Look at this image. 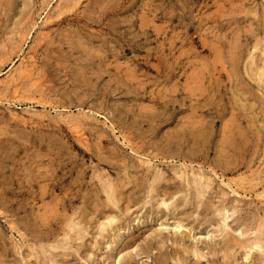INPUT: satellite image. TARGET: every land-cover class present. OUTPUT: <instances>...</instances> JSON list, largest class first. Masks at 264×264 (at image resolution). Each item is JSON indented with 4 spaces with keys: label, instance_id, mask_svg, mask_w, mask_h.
<instances>
[{
    "label": "rangeland",
    "instance_id": "obj_1",
    "mask_svg": "<svg viewBox=\"0 0 264 264\" xmlns=\"http://www.w3.org/2000/svg\"><path fill=\"white\" fill-rule=\"evenodd\" d=\"M263 32L264 0H0V264H264Z\"/></svg>",
    "mask_w": 264,
    "mask_h": 264
},
{
    "label": "bare ground",
    "instance_id": "obj_2",
    "mask_svg": "<svg viewBox=\"0 0 264 264\" xmlns=\"http://www.w3.org/2000/svg\"><path fill=\"white\" fill-rule=\"evenodd\" d=\"M261 24H262V22H261ZM262 28V27H261ZM264 33V32H263ZM264 35V34H263ZM261 50V49H260ZM255 52V51H254ZM253 52V53H254ZM251 53V52H250ZM239 54V53H238ZM252 54V53H251ZM259 54V53H258ZM262 54H264L263 52H262ZM240 55V54H239ZM222 56V55H221ZM251 57H252V55H251ZM211 58V57H210ZM254 59V58H253ZM238 60V59H237ZM251 61V60H250ZM230 62V61H229ZM236 62V61H235ZM257 62V61H256ZM256 64V63H255ZM257 65V64H256ZM244 67V66H243ZM248 67V66H247ZM254 67V66H253ZM260 67V66H259ZM262 67V66H261ZM260 67V68H261ZM255 68V67H254ZM250 70L252 69V68H249ZM237 70V69H236ZM254 71V70H253ZM252 72V71H251ZM180 73V72H179ZM245 74H247V73H245ZM255 74V73H254ZM200 75V74H199ZM249 75V74H248ZM258 77V76H257ZM259 77H260V79H259V81L258 82H262L263 84H264V70H261L260 72H259ZM255 78V77H254ZM252 79H253V77H252ZM255 81H256V79H254ZM243 81H244V79H243ZM202 82V81H201ZM261 85V84H260ZM258 86V85H257ZM262 88V87H261ZM199 90V89H198ZM240 90V89H239ZM189 92V91H188ZM238 111V110H237ZM239 112V111H238ZM244 112V111H243ZM250 113V112H249ZM240 114V113H239ZM244 115V114H243ZM255 115V114H254ZM249 118H251V117H249ZM253 119V118H252ZM248 122H250V123H248ZM248 124H251V121H249L248 120ZM253 123V122H252ZM252 125V124H251ZM250 125V126H251ZM253 126V125H252ZM250 129H251V127H250ZM232 130V129H231ZM241 132V131H240ZM251 132V131H250ZM243 133H244V131H243ZM222 134V133H221ZM235 135V134H234ZM238 135H240V134H238ZM228 136V135H227ZM244 136V135H243ZM246 136V135H245ZM255 137V136H254ZM232 139V138H231ZM230 139V140H231ZM242 139H244V138H242ZM225 142V141H224ZM245 142V141H244ZM249 143V142H248ZM227 144V143H226ZM229 144V143H228ZM245 144H247L246 142H245ZM227 146H229V145H227ZM245 147V146H244ZM247 147V146H246ZM228 149V148H227ZM224 150V149H223ZM196 190V189H195ZM74 225V224H73ZM177 226H179V225H177ZM235 241H237V240H235ZM251 243V242H250ZM235 244V243H234ZM243 244V246H244V243H242ZM246 244V243H245ZM237 245V244H236ZM254 245V244H253ZM239 246V245H238ZM238 246H236V247H238ZM259 246V245H258ZM240 248V247H239ZM255 248H258L259 249V247H255ZM196 253V252H195ZM194 254V253H193ZM200 255V254H199ZM199 257V256H198ZM201 257H203V256H201ZM199 259V258H198ZM197 259V260H198ZM245 259V258H244Z\"/></svg>",
    "mask_w": 264,
    "mask_h": 264
}]
</instances>
